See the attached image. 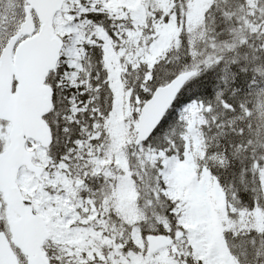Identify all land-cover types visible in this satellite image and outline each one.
<instances>
[{
	"label": "snow or ice",
	"instance_id": "1",
	"mask_svg": "<svg viewBox=\"0 0 264 264\" xmlns=\"http://www.w3.org/2000/svg\"><path fill=\"white\" fill-rule=\"evenodd\" d=\"M0 264H264V0H0Z\"/></svg>",
	"mask_w": 264,
	"mask_h": 264
}]
</instances>
